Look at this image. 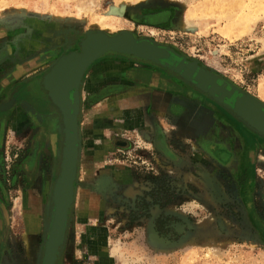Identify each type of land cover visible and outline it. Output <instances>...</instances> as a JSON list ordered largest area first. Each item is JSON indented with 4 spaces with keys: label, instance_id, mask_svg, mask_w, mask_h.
<instances>
[{
    "label": "rangeland",
    "instance_id": "1",
    "mask_svg": "<svg viewBox=\"0 0 264 264\" xmlns=\"http://www.w3.org/2000/svg\"><path fill=\"white\" fill-rule=\"evenodd\" d=\"M150 1L155 0H0V78L9 71H13L16 78L40 73L60 56L62 43L70 37L74 46L87 30L99 29L108 34L126 30L136 38L147 37L172 47L181 56L196 60L264 103V0H162L171 5L139 7ZM184 20L190 21L194 28L184 26ZM77 44L79 46V42ZM26 45L35 51L28 55L24 50ZM57 47L55 53H48ZM27 57L35 60L25 67L19 64ZM100 58L128 59L117 53H107ZM128 61L135 66L144 62ZM5 88L0 99L4 97ZM83 110L87 111L81 109V115ZM85 115L81 116L79 129V152L83 155L76 186L78 196L83 195V189L89 190L98 202L93 207L88 196L81 200L80 206L74 197L65 238L57 246L52 260L49 250L44 264H264V238L259 233V230L264 233V151H257L255 155L250 185L249 202L256 228L247 221L246 213L232 212L230 207L235 205L232 201L225 202L226 197L218 202L212 199L213 204L206 208L199 198L203 193L197 189L193 191L196 195L178 194L168 206L167 213H175L184 223L181 235L169 240L158 236L150 219L142 217L139 222L129 219L130 210L124 207L126 201L123 200L124 206L120 204L119 193H129V190L121 187L118 175L129 170L134 158L125 154L126 150L123 152L120 146L105 154L104 146H88L92 138L108 141L103 123L115 121L119 126L120 112L116 119L111 118V114L97 118L103 123L97 125L99 130L92 131L91 136L84 123L88 119ZM129 133L136 143V132L130 130ZM12 139L13 129L8 124L0 141V187L2 196L8 200L9 228L13 232L8 231L0 244L5 254L0 264H39L47 238L46 225L39 216H31L28 222L18 199L21 194L13 192L9 186ZM21 144L22 141H17V147ZM140 145L134 149L144 147ZM87 152L94 153L95 161L90 157L88 160ZM139 165H143L141 160ZM147 167L148 170L151 165ZM101 173L112 177L115 184L110 191L105 190L111 182L107 175L99 176L95 184L94 180ZM154 183V178H140L136 191L148 196ZM235 197L242 204L237 194ZM101 203L103 212L98 210Z\"/></svg>",
    "mask_w": 264,
    "mask_h": 264
},
{
    "label": "flooded vegetation",
    "instance_id": "2",
    "mask_svg": "<svg viewBox=\"0 0 264 264\" xmlns=\"http://www.w3.org/2000/svg\"><path fill=\"white\" fill-rule=\"evenodd\" d=\"M80 38L79 36L75 42L73 41L75 43L73 46L71 44L72 38L69 37L66 42L62 43L58 55L79 51L80 48L77 43ZM24 50L28 55L31 54L32 50L35 51L28 45ZM57 50L58 47L48 51V53L53 54ZM171 56L168 59L169 64L177 65L181 58ZM127 58L133 61H144L143 66H150L155 69V74H151L156 77L153 86L158 88L160 95V97L155 98V101L158 103V108L166 110L163 114V122L155 123V128L159 126L161 132L154 134L156 139L152 140V146H144L139 150L134 148H140V145L136 144L134 147L132 142H128L126 139L115 136L108 139V143L111 144L108 145L109 148L120 146L132 148L133 151L130 154L131 159L134 158V160L132 159L133 165L128 171L125 169L124 173L120 172L118 175L121 187L125 191L129 190V193L127 191L119 193L122 199L120 204L124 206L123 200H125L124 207L130 210L129 219L139 222L142 217H146L147 220L152 221L153 229L159 237L174 240L184 230V223L176 217L175 213L169 211L167 213L168 206L175 201L178 194L180 196L196 195V192L193 191L200 189L203 195L199 198L206 208L213 204L212 199L218 202V200L222 201L226 197L225 202L232 201L235 205L230 207L232 212L246 213L247 221L251 223L253 228H256L249 197L250 195L252 197L250 185L255 171V155L257 151H264L263 136L261 137L247 127L230 111L231 109L219 104L206 92L197 88L192 81L184 80L175 75L169 68L151 61L132 56H127ZM34 60L27 57L19 64L25 67ZM188 62V59L182 61V66H180L182 71L189 70L187 68L190 67V63ZM92 63L85 69L79 86L80 102L75 119L73 110L70 111L68 123L71 130L74 122H76L78 130L80 129L83 106L81 93L86 73ZM50 67L51 65L40 73L24 75L21 78H16L15 73L9 71L0 78V94L7 86L4 97L0 99V141L3 140L4 128L9 124L10 128L13 129L12 141L14 143L11 149L7 180L13 192L18 191L21 194L18 199L23 204L21 205L22 211L28 222H30L31 216H39L45 225L48 220L47 211L52 185L60 166V150L64 138L63 114L59 107L48 98L47 90L40 86L43 75ZM121 78L117 75L112 76L110 84L106 87V93L125 90L129 82H121ZM129 78L132 81L131 84L134 85H139L145 80L139 74L129 76ZM216 82L218 86L231 90L228 82L224 84L221 80H216ZM4 84L7 85L3 87ZM221 90L215 92L223 97L225 103L232 105L237 95L236 90H233L234 93L230 98L222 94ZM73 91V87L68 90L70 100L73 97ZM165 93H174L175 96L169 97ZM260 109L262 110L261 114H264V108L260 107ZM7 112L8 116H5ZM17 141H22L19 147H17ZM16 148H19L20 154ZM87 153L88 160L90 157L92 161H95V157L92 155L94 153ZM82 155L80 152L74 182V197L77 204L82 206L81 200L89 196L92 200V206L95 207L98 200L95 202V197L89 190L83 189L81 191L83 195L78 196L76 185ZM139 160L143 165H139ZM145 164L147 165L145 166ZM148 164L151 167L147 170ZM101 175H107L111 178L110 186L105 189L110 191L115 183L108 174L101 173L98 175L94 180L95 184ZM146 177L154 178L155 183L149 189L148 196H141L139 191H136L135 186H139L137 182L140 178ZM129 186L131 187L128 188ZM0 193L1 244L5 241L4 238L8 231L13 232V229L9 228L11 224L8 220L10 218L6 204L8 200L7 197L2 196L1 187ZM49 193V199H47ZM236 194L242 204L235 197ZM114 198L116 199V195ZM100 205L101 210L100 208L98 210L103 212L102 203ZM71 210L68 214V221ZM225 213L229 214L228 211ZM45 230L47 232L46 226ZM259 233L264 238L262 230H259ZM43 246L44 251L41 253L39 264H44L48 255L45 243ZM4 255L0 250L1 263L4 261Z\"/></svg>",
    "mask_w": 264,
    "mask_h": 264
},
{
    "label": "water",
    "instance_id": "3",
    "mask_svg": "<svg viewBox=\"0 0 264 264\" xmlns=\"http://www.w3.org/2000/svg\"><path fill=\"white\" fill-rule=\"evenodd\" d=\"M171 5L168 2H164L162 0H155V1H150L141 4L139 7L140 8H154V7H168ZM101 35L103 38L106 39V44L102 46L99 49L93 50L91 52L85 53V51H88V44L90 42V39L93 37ZM119 38H124L125 44L123 47L117 46V43H114L119 40ZM147 43L148 45L161 49L164 51L163 54L157 55V56H151V55H146L144 53H140L135 49V46L139 43ZM79 51H71L66 54H62L57 58V60L51 65L49 70L43 75L46 77L49 74H52L54 70L59 66V64L66 60L68 57H70L72 54L74 55H84L83 58V64L81 65V70L79 71V77L77 80L76 86H74V91H73V97L72 101H76L78 103L79 107V86L81 84V80L83 78L85 69L95 60H97L99 57L107 54V53H117L121 55H126V56H132L137 59L145 60V61H151L153 63L159 64L161 66L169 68L175 75L183 78L184 80L187 81H192L193 84L199 88L200 90L206 92L208 95H210L213 99H215L219 104L226 106L227 108L231 109L230 111L238 118L240 119L247 127H249L251 130L255 131L256 133L264 136V122H253L251 120H248L247 117L241 115L238 113V104L242 98L249 99L253 105H255L258 108V111L261 112L262 110L260 107L264 108V103L258 100L257 98L249 95L247 92L238 89L235 85L229 83L231 90L222 88V86H218L216 83V80H221L222 83L224 84L226 81L225 78H222L218 74H215L212 70L209 68L205 67L204 65H199L196 60H189L188 63H190V67L187 68L189 70L187 71H182V61H184L185 56H181L178 52H176L172 47L167 46V45H162L159 43H156L154 40L147 38V37H140L136 38L132 35L131 32L122 30L119 31L115 34H108L103 30H87L83 33L82 37L79 40ZM87 54V55H86ZM174 55L176 57L181 58L180 62L177 65H170L168 62V59H170V56ZM180 64V65H179ZM43 77V78H44ZM211 84V86H208ZM222 91V94L226 95L228 98L232 96L234 93L233 90H236V97L233 100V104L229 105L224 102L223 97L218 95L215 91L218 90ZM48 98L53 101V98L50 94H47ZM56 104V103H55ZM78 107L77 109H72L73 110V116L74 119L77 116L78 113ZM61 111V109H60ZM63 114V112L61 111ZM65 134L60 150L61 154V159H60V166L59 170L57 172V176L53 182L52 185V192L50 196V203H49V208L47 211V232H48V237L45 240V247L48 250L51 249L50 259L55 256L56 248L59 246L64 238H65V233L67 229V222H68V214L71 210V207L73 205L74 201V182L76 179V174H77V165H78V159H79V130L76 122L73 123V128L72 130L68 128L67 132V138L69 139V143L71 146L74 147L75 149V154H74V159L72 164L68 167L65 166V161H64V153H65ZM68 168V169H67ZM67 169V170H66ZM69 177V180H71V186L69 188V192L65 191H59L58 190V185L61 182V180L64 178V176ZM60 218V225L58 226V219Z\"/></svg>",
    "mask_w": 264,
    "mask_h": 264
},
{
    "label": "crops",
    "instance_id": "4",
    "mask_svg": "<svg viewBox=\"0 0 264 264\" xmlns=\"http://www.w3.org/2000/svg\"><path fill=\"white\" fill-rule=\"evenodd\" d=\"M137 74L144 77L145 80L139 85L131 84L132 81L129 76L132 77ZM149 74H155L153 67L143 65L135 66L125 58H100L94 61L86 73L81 93L83 101L82 109H87L86 112L83 110L82 114L88 115V119L84 121L87 126L88 135L91 136L92 131L99 130V126L97 125L103 123L98 121L97 118L111 114V118L116 119L118 112H120L121 116L119 117H121V123L119 126L115 121L111 124L103 123L102 128L104 129V135L107 136V140L113 136H119V138L132 142L133 146L134 144H144V146L148 147L152 146V140L156 139L154 134L161 132L159 126L155 128V123L163 122V114L166 110L158 108V103H156L155 98L160 97V95L158 94V88L153 86L156 82V77H153V75L150 76ZM114 75H117L119 78L122 77L120 79L121 82H129L127 83V88L116 93H106V87L110 84V79ZM165 94H168L167 96L169 97L175 96L174 93ZM136 102L138 105L135 106L134 104ZM91 109H94V111ZM95 109H102V111H98L99 113H97ZM119 129L120 131H118ZM166 129L168 128L166 127ZM130 130L136 132V138H138L136 143L133 142L134 139L129 135L131 134L129 133ZM96 138L98 137L96 136ZM108 145L111 144L106 139L102 141L100 138H92L91 143H88V146H104V154L109 149H113V147L109 148ZM121 148H123V152L126 150L125 154L127 155L132 153V148ZM93 152L95 151L93 150ZM87 154L91 153L88 152Z\"/></svg>",
    "mask_w": 264,
    "mask_h": 264
},
{
    "label": "bare ground",
    "instance_id": "5",
    "mask_svg": "<svg viewBox=\"0 0 264 264\" xmlns=\"http://www.w3.org/2000/svg\"><path fill=\"white\" fill-rule=\"evenodd\" d=\"M182 23L186 27L194 28V25H192L190 21L184 20ZM114 43H117V46L119 47H123V45L125 44V40L124 38H119V40ZM105 44L106 39L101 35L93 37L92 39H90V42L88 44V51H85V53L99 49ZM135 49L140 53L151 56H157L164 53L163 50L152 47L147 43L142 42L137 44L135 46ZM83 56L84 55L80 54H72L66 60L62 61L52 74L47 75L43 78L42 81H40V86L47 90V94H50L52 96L54 103H56L59 109H61V111L63 112L62 129L64 131V134L66 135L65 149L68 148V154H66L64 157V164L68 168L72 164L71 162H73L75 154V149L73 146H71V144L69 143V139L67 138V132L69 128L68 122L70 119L71 109H77L78 107L77 100L74 102L69 99L68 90L76 86L77 84L79 71L81 70V65L83 64L84 60ZM237 107L238 113L247 117L248 120H251L255 123L264 122V114H261V112L258 111V108L253 105V103L249 99L242 98ZM70 186L71 180H69V177H66L65 175L58 185V190L69 192Z\"/></svg>",
    "mask_w": 264,
    "mask_h": 264
}]
</instances>
